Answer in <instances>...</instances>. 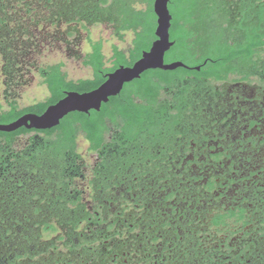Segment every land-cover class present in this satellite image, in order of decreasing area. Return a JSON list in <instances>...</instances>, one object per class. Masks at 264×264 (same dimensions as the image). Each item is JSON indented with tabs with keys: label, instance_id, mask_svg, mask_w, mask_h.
I'll return each mask as SVG.
<instances>
[{
	"label": "trees",
	"instance_id": "16d2710c",
	"mask_svg": "<svg viewBox=\"0 0 264 264\" xmlns=\"http://www.w3.org/2000/svg\"><path fill=\"white\" fill-rule=\"evenodd\" d=\"M168 9L174 43L164 60L202 64L198 71L148 69L98 111L70 112L50 129L0 131V264H168L178 238L165 242L175 229L162 214L184 186L163 181L174 176L163 157L192 121L190 94L212 87L206 79L264 78V0H168ZM97 23L119 39L132 32L131 45H112L107 66L102 42L89 39L87 78H67L62 62L38 67L48 96L19 107L41 36L69 43ZM155 26L153 0H0V123L97 87L150 47ZM81 134L95 154L90 165L77 147Z\"/></svg>",
	"mask_w": 264,
	"mask_h": 264
},
{
	"label": "flooded vegetation",
	"instance_id": "af4514ba",
	"mask_svg": "<svg viewBox=\"0 0 264 264\" xmlns=\"http://www.w3.org/2000/svg\"><path fill=\"white\" fill-rule=\"evenodd\" d=\"M185 65L189 70L202 67ZM261 76L230 73L224 80L209 78V90H197L188 98L192 121L185 122L182 139L177 138L163 157L175 176L163 181L184 186L176 207H165L168 216L162 214V221L170 222L166 227L175 229L165 242L178 238L175 247L168 243V259L163 258L168 264H264ZM215 219L221 223L215 224Z\"/></svg>",
	"mask_w": 264,
	"mask_h": 264
},
{
	"label": "water",
	"instance_id": "95a60500",
	"mask_svg": "<svg viewBox=\"0 0 264 264\" xmlns=\"http://www.w3.org/2000/svg\"><path fill=\"white\" fill-rule=\"evenodd\" d=\"M153 12L156 16L155 39L131 65H119L113 71L106 73L105 80L91 90L65 91L63 97L49 104L41 113L25 112L10 122L0 123V131L11 132L20 127L35 130L50 129L58 125L60 120L70 112L98 111L101 104L107 102L109 97L118 94L125 83L139 78L148 69L187 68L182 61H164L166 51L174 43L170 40L169 34L172 16L168 9V0H153Z\"/></svg>",
	"mask_w": 264,
	"mask_h": 264
},
{
	"label": "rangeland",
	"instance_id": "374dc122",
	"mask_svg": "<svg viewBox=\"0 0 264 264\" xmlns=\"http://www.w3.org/2000/svg\"><path fill=\"white\" fill-rule=\"evenodd\" d=\"M136 5L139 6V4ZM79 29L77 38L70 37L69 43L65 39L61 40L58 38L52 40L41 36L38 41V50L34 55L37 66L27 73L24 77L26 78V82L18 89L17 105L19 107H25L44 100L48 96L47 88L37 71L38 67L62 62V69L66 72L67 78L76 80L91 77V69L84 66L82 62L83 55L90 49L89 39L100 40L102 42V52L105 55V62L108 66L110 65L109 57L112 53V45L127 49L131 45L133 37L132 32L127 31L124 33L123 38L119 39L114 35L112 27L104 23L90 24L86 25L85 28ZM166 60L170 62L178 59L172 56L167 57ZM0 88V100L3 101L2 87L0 86ZM25 137L21 136L20 140H25ZM88 145L83 135H79L77 141L78 150L84 156L87 164L90 165L94 161L95 154L88 151Z\"/></svg>",
	"mask_w": 264,
	"mask_h": 264
}]
</instances>
